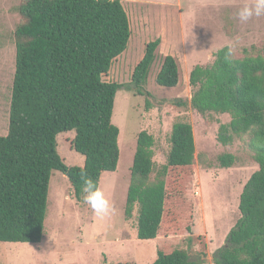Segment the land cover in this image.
<instances>
[{"label": "trees", "instance_id": "obj_1", "mask_svg": "<svg viewBox=\"0 0 264 264\" xmlns=\"http://www.w3.org/2000/svg\"><path fill=\"white\" fill-rule=\"evenodd\" d=\"M19 12L24 22L15 34L10 128L7 136H0V243L39 244L53 171L69 179L82 201L85 180L99 188L103 174L117 170L120 129L113 123L117 93L124 88L145 94L162 41L147 45L131 84L110 83L104 77L132 37L120 0H23ZM156 81L165 88L179 85L175 57H162ZM189 83L194 111L204 117L210 113L231 116L229 125L220 128L219 142L229 146L235 137H249L259 165L241 195V216L226 245L214 253L213 262L264 264V52L252 47L245 56L236 57L225 47L214 64L195 66ZM176 106L188 108L189 102L178 99ZM64 132H75L74 150L84 156L83 167L67 166L58 154L57 137ZM154 146V137L141 132L125 212L130 220L138 208L142 241L185 232L181 215L168 202L186 194L195 173L196 143L190 123L174 125L167 164L155 180ZM236 164L232 154L218 158L221 169ZM202 240L189 238V252H195L197 245L202 248L195 259L165 242L158 247L153 264H206L207 247Z\"/></svg>", "mask_w": 264, "mask_h": 264}, {"label": "rangeland", "instance_id": "obj_2", "mask_svg": "<svg viewBox=\"0 0 264 264\" xmlns=\"http://www.w3.org/2000/svg\"><path fill=\"white\" fill-rule=\"evenodd\" d=\"M131 22L132 37L127 50L112 64L104 79L128 85L149 43L161 39L158 60L153 66L144 95L121 89L115 102L113 123L120 129V160L115 172H105L99 189L112 206L107 216L95 215L91 207L78 200L69 179L53 171L50 181L44 236L39 244L0 243V264H153L158 247L169 243L173 249L189 252V238L203 237L208 254L206 264H214V253L224 247L240 214V199L245 185L259 170L253 158L249 137H235L224 146L220 128L229 125L230 115L210 113L201 116L191 107L189 78L197 65L214 64L217 54L229 47L233 56L257 47L264 52V15L248 22L236 13L251 0H120ZM23 0H0V136L10 128L13 84L16 73V30L24 22L19 12ZM175 57L180 66L176 88L157 84L162 57ZM178 99L189 107L179 109ZM190 123L196 143L194 176L186 194L169 199L168 207L179 213L183 234L155 240L138 238V208L126 218L131 169L138 137L146 131L155 139L153 148L155 180L167 164L171 134L175 124ZM75 132L57 137V151L69 167H83L84 156L74 150ZM232 154L237 164L221 169L218 158ZM85 196V195H84ZM201 246L189 252L196 258Z\"/></svg>", "mask_w": 264, "mask_h": 264}, {"label": "clouds", "instance_id": "obj_3", "mask_svg": "<svg viewBox=\"0 0 264 264\" xmlns=\"http://www.w3.org/2000/svg\"><path fill=\"white\" fill-rule=\"evenodd\" d=\"M262 15H264V0H251V3H245L236 13L238 20L242 23L248 22L253 16L260 17ZM82 191L85 193V202L95 215L104 217L113 211L103 191L96 187L92 181L85 180Z\"/></svg>", "mask_w": 264, "mask_h": 264}]
</instances>
